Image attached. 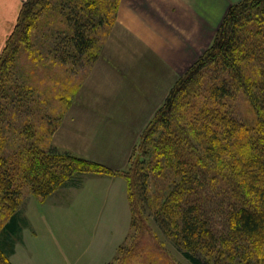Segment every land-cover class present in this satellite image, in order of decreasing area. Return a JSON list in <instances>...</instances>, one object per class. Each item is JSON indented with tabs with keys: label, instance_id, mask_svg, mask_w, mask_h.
Instances as JSON below:
<instances>
[{
	"label": "trees",
	"instance_id": "16d2710c",
	"mask_svg": "<svg viewBox=\"0 0 264 264\" xmlns=\"http://www.w3.org/2000/svg\"><path fill=\"white\" fill-rule=\"evenodd\" d=\"M119 1L57 0L70 30L57 37L53 51L59 63L87 57L91 67L98 57L95 36L103 27L109 32ZM50 4L23 0L0 53V116L7 108L23 115L19 127L11 128V137L18 136L16 145L8 148L10 126H0V207L7 215L0 230V264H13L10 255L26 224L18 218L17 178L42 202L61 185H78L87 173L125 177L130 228L140 224L142 230L150 173L169 181L154 204L153 219L190 264H264V0L230 4L211 44L176 77L120 172L67 149L39 144L32 118L34 89L17 69L16 54L30 42L35 21ZM249 61L256 64V80L244 74L243 64ZM212 66L229 79L210 75L203 85L204 72ZM237 90L250 118L239 116L228 102ZM61 115L53 128L45 123V132H54ZM119 252L122 245L114 259Z\"/></svg>",
	"mask_w": 264,
	"mask_h": 264
},
{
	"label": "crops",
	"instance_id": "0c3cea01",
	"mask_svg": "<svg viewBox=\"0 0 264 264\" xmlns=\"http://www.w3.org/2000/svg\"><path fill=\"white\" fill-rule=\"evenodd\" d=\"M236 1L120 0L101 53L62 113L52 143L117 172L124 170L170 86L208 48ZM22 2L0 0V53ZM37 202L39 219L57 226L60 249L46 254L42 243L50 241L47 236L36 244L38 229L28 211L29 227L10 255L13 264H108L130 229L127 181L121 173L84 174L78 185L59 187ZM79 218L87 228L94 225L83 252L66 244L68 227Z\"/></svg>",
	"mask_w": 264,
	"mask_h": 264
},
{
	"label": "rangeland",
	"instance_id": "374dc122",
	"mask_svg": "<svg viewBox=\"0 0 264 264\" xmlns=\"http://www.w3.org/2000/svg\"><path fill=\"white\" fill-rule=\"evenodd\" d=\"M55 3H57V0H51V4L48 8L46 7L44 12H42L35 21L36 28H34V26L33 29H31L32 35H30V42L26 41L25 43L27 47L22 44L20 50L16 54L17 69L23 71L24 76H28L27 84L34 89L32 91V105L34 107L32 118L35 123V129H37L36 134L41 138L39 144L46 147L50 144H55L52 143V134H50V130L45 132L43 126H46L47 122L49 123V125L47 124L49 128H53L57 124L59 115L71 104L74 95L79 89L81 81H83L89 70L87 57H83V60L75 64H61L58 62L53 51L57 45H59L57 37H65L70 30H68L64 18L60 14V7ZM107 31L106 27H103L95 36L96 47L94 52L98 51V55L101 53L105 38L109 34ZM210 69L211 70L204 72L203 85L210 75L214 76L217 74L219 79H229L227 73L216 69L215 66H212ZM243 70L248 78L258 79L257 67L254 62H245V64H243ZM234 86L236 85L234 84ZM228 102L234 105L236 113L239 116L250 118L251 112L248 104L244 101L241 91H235L234 97L229 99ZM186 108L185 105L182 109L183 113ZM12 111V109L9 110L7 108L3 111L4 115H1L2 117L0 116V126L7 129H9L10 126V130H8L10 136L9 139L6 140L8 148L13 144H18V136L11 137V128H14L13 126H17L18 128L23 117L22 113H13ZM186 114L188 113L186 112ZM136 151H138V149ZM78 176L79 174L76 178ZM17 183L19 186V194H17L15 198L19 200L17 205L18 218L19 220L24 218L26 222V224H22L23 221H20V224L23 226L21 238L17 240V242L22 240V231L26 227H29L26 216L29 211L34 226L38 229V239H35L36 244L43 240V236H47L50 241L46 242V238L43 240V250L46 254L58 251L61 242H59L60 238L57 232V226L50 220H47L46 224L39 219L42 211V209H40L41 204L37 202L36 197L32 194L30 185L20 178L19 180L17 178ZM148 183L147 194L149 195L150 202L148 201L142 214L146 222V228L145 230L138 228L140 224L138 227H131L124 241L120 244L122 245V252H119L118 255L120 259H117L118 257L115 259L113 258L109 264H190L181 256L180 251L177 249L172 239L166 236L158 223L153 219L154 216L152 212H154L156 208L154 204H158L157 198L163 195L162 190L167 188L166 185L169 181L157 178L150 173ZM64 186L67 185H61V187ZM64 208L66 207L64 206ZM35 214H37L36 217ZM60 216L61 215L57 214V217ZM6 217V211L3 210V207H0V230ZM58 220H60V218H58ZM82 221V218H79L74 226L69 225L68 230H70V233L68 232L69 236L66 237V244L70 249L80 252L87 249L89 244V233H92V228L94 227V225H92L91 228H87ZM68 224V220L65 223L63 222L61 224L62 229ZM45 225L48 226L47 228L54 229V231H45ZM11 239L13 240V237H11ZM30 243H34V241ZM64 250L62 246V251ZM117 253L118 249L116 254ZM133 254L134 257H132Z\"/></svg>",
	"mask_w": 264,
	"mask_h": 264
}]
</instances>
